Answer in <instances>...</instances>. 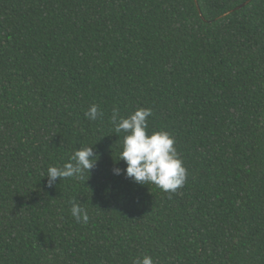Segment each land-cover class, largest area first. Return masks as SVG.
Returning <instances> with one entry per match:
<instances>
[{"label": "trees", "instance_id": "trees-1", "mask_svg": "<svg viewBox=\"0 0 264 264\" xmlns=\"http://www.w3.org/2000/svg\"><path fill=\"white\" fill-rule=\"evenodd\" d=\"M246 1L0 0V264H264V0L222 17ZM138 107L175 137V193L113 174L112 111ZM83 146L89 177L49 186Z\"/></svg>", "mask_w": 264, "mask_h": 264}, {"label": "clouds", "instance_id": "clouds-1", "mask_svg": "<svg viewBox=\"0 0 264 264\" xmlns=\"http://www.w3.org/2000/svg\"><path fill=\"white\" fill-rule=\"evenodd\" d=\"M104 113L92 104L85 112L91 121L102 118ZM151 108L138 107L127 116L113 109L110 122L116 134L123 133L119 160L125 169L114 168L113 174H124L139 184L155 185L162 191L175 193L187 180V169L175 147V137L166 130L149 131L148 118ZM97 155L91 146L76 148L68 160L61 165H49L46 174L49 186L59 179H81L95 167ZM88 179V178H87ZM70 214L77 223L87 224L90 216L86 208L70 201ZM132 264H155L152 256L144 254L134 258Z\"/></svg>", "mask_w": 264, "mask_h": 264}, {"label": "water", "instance_id": "water-1", "mask_svg": "<svg viewBox=\"0 0 264 264\" xmlns=\"http://www.w3.org/2000/svg\"><path fill=\"white\" fill-rule=\"evenodd\" d=\"M250 1L251 0H248L245 3H243L242 5H240V6L236 7V8H234V9L230 10L229 12L225 13L222 17L227 16L228 14H231V13H233L236 10H240L241 8H243L244 6H246L247 4H249Z\"/></svg>", "mask_w": 264, "mask_h": 264}]
</instances>
